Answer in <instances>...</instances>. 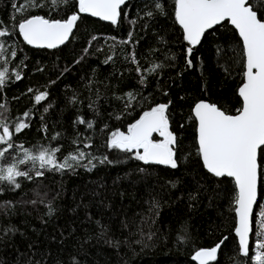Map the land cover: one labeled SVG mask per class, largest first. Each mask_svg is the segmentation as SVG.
<instances>
[{
  "label": "trees",
  "instance_id": "obj_1",
  "mask_svg": "<svg viewBox=\"0 0 264 264\" xmlns=\"http://www.w3.org/2000/svg\"><path fill=\"white\" fill-rule=\"evenodd\" d=\"M39 2L44 6L27 8L28 0H0V30L9 33L0 37L4 45L0 71H7L0 86V124L13 132L21 119L30 124L14 133L15 147L0 165L22 157L21 144L33 153L59 146L61 162L78 148L97 159L90 170L45 169L42 177L34 173L32 180L20 177V189L0 184V264H198L195 252L221 241L217 261L210 264H253L255 245L264 239L256 234L264 210V172L250 256L244 257L233 232L235 184L204 169L197 155L196 121L191 118L199 100L223 105L233 114L240 107L237 89L243 80L244 55L236 30L228 23L215 26L188 57L189 45L175 21L174 0H161L165 15L156 12L153 0H126L116 25L81 14L65 45L36 48L18 34L20 20L30 15L63 19L78 10L77 0L59 7L48 0ZM13 5L25 10L18 12ZM147 11L154 16H146ZM133 53L138 64L131 61ZM157 64L163 66L146 71ZM45 91L47 98L37 103L35 96ZM129 92L135 99L125 109ZM169 101L170 127L179 138L177 169L145 165L133 153L108 147L112 131L126 132L142 111ZM25 112L30 116L24 117ZM79 117L93 127L77 123ZM56 133L60 135L52 140ZM153 139L162 137L154 134ZM4 147L0 144V149ZM105 156L113 163L101 164ZM20 167L27 170L32 165ZM49 206L54 210L51 215Z\"/></svg>",
  "mask_w": 264,
  "mask_h": 264
},
{
  "label": "snow or ice",
  "instance_id": "obj_2",
  "mask_svg": "<svg viewBox=\"0 0 264 264\" xmlns=\"http://www.w3.org/2000/svg\"><path fill=\"white\" fill-rule=\"evenodd\" d=\"M48 3L59 7L67 5L69 0H48ZM125 4L126 0H77L75 7L78 10L66 15L63 19L46 18L45 15L26 16L17 23L18 34L23 37L24 42L33 47L56 49L65 45L73 36L77 22L81 20V14H88L116 25L122 16V5ZM43 6L39 0H28L26 7ZM13 7L18 12L25 10L16 5ZM153 7L159 14H166L161 0H153ZM145 15L153 17L154 12L147 11ZM174 16L182 29L183 40L189 45L186 50L188 57H191L193 49L201 43L206 32L225 23L234 26L243 42L245 61L244 79L238 89L240 107L236 108L233 114L223 105L218 106L214 102L199 100L192 108L191 118L196 121L197 155L203 167L212 176L232 178L235 183L237 192L234 197V211L238 218L235 234L239 238V253L249 257L251 251L249 234L253 231L254 205L261 207L257 199L258 181L264 172V163H262L264 161V0H174ZM6 35H9L7 29L0 30V37ZM129 39H131V33ZM3 50L4 45L0 44V51ZM84 51L87 53L88 49L85 48ZM12 55L15 56L16 53L12 52ZM111 59L112 57H108V60ZM131 61L138 64L134 53L131 55ZM186 63L189 67L192 66L190 58L186 59ZM162 66L157 64L146 71L152 73ZM140 71L137 67V72ZM6 76V70L0 71V86L5 84ZM16 79H21L19 73L16 74ZM143 81L144 78L141 77V82ZM126 95L128 102L125 104V109H129L132 107L135 95L131 92ZM47 96L46 91L40 92L35 96V101L39 103ZM170 104L171 101L158 103L142 111L139 118L128 125L126 132L119 129L112 131L108 147L133 153L134 158L145 165H165L171 169H177L180 161L177 154L179 138L170 127ZM45 111L48 109L45 108ZM23 116L29 117L30 112H25ZM120 118L116 116V119ZM77 123L87 124L88 128L93 127L92 122L82 117L78 118ZM29 126L28 122L21 119L14 125L13 132L6 124H0L2 129L0 144L6 145L0 149V159L4 158L9 150L14 149V133H21ZM44 130L46 131V126ZM154 134H158L162 139L154 140ZM59 135L60 133L53 135L52 140H56ZM19 147L23 149L22 157L14 158L13 162L6 165H0V184L7 182L13 186V190L21 188V183L18 182L20 177L32 180L33 173L35 177H42L44 175L42 170L45 169L63 171L77 166L95 167L92 160L97 159L78 148L75 153L65 156L61 162L57 157V153L61 151L59 146L41 148L36 153L24 148L22 144ZM85 147H91V144H86ZM85 159L88 160V164H81V161ZM30 162L31 168L21 169V165H27ZM99 162L113 163L107 156ZM2 192L3 189L0 188V193ZM35 202L32 201V203ZM156 207L158 208L159 205L157 204ZM53 211L49 206L48 214L51 215ZM260 218L261 230L256 234L264 237V210L260 212ZM152 235L150 233L148 239H151ZM183 239L178 237V241ZM141 242L137 241V243ZM223 242L211 248H200L195 252L193 260L198 264H210L217 261L218 250H222ZM255 247L256 252L252 258L255 259L256 264H264V239L256 243Z\"/></svg>",
  "mask_w": 264,
  "mask_h": 264
},
{
  "label": "water",
  "instance_id": "obj_3",
  "mask_svg": "<svg viewBox=\"0 0 264 264\" xmlns=\"http://www.w3.org/2000/svg\"><path fill=\"white\" fill-rule=\"evenodd\" d=\"M92 18H95V19H98V20H100L99 18H97V17H92ZM101 21H103V20H101ZM231 27H233L234 28V26H232L230 23H228ZM235 29V28H234ZM236 30V29H235ZM236 32H237V34H238V31L236 30ZM238 36H239V34H238ZM22 37V36H21ZM22 39H23V37H22ZM241 39V38H240ZM241 41H242V39H241ZM26 43V42H25ZM27 44V43H26ZM28 45V44H27ZM29 46H31V45H29ZM242 46H243V42H242ZM31 47H33V46H31ZM244 61H245V58H244ZM244 79V78H243ZM242 82H243V80H242ZM242 84V83H241ZM241 84H240V86H241ZM239 86V87H240ZM239 87H238V89H239ZM238 89H237V94H238ZM209 102V101H208ZM194 106V105H193ZM193 108V107H192ZM196 136H197V131H196ZM202 162V161H201ZM203 165V164H202ZM205 169V168H204ZM206 170V169H205ZM232 179V178H231ZM234 182V181H233ZM235 184V183H234ZM258 186H259V181H258ZM236 188V187H235ZM236 192H237V189H236ZM257 199H258V188H257ZM254 208H255V205H254ZM237 223H238V218L236 217V214H235V227L237 226ZM235 227H234V235H235V237H236V239H237V242H238V237L236 236V234H235ZM251 233L252 232H250V234H249V242H250V237H251ZM242 255V254H241ZM197 262V261H196ZM198 263V262H197Z\"/></svg>",
  "mask_w": 264,
  "mask_h": 264
},
{
  "label": "rangeland",
  "instance_id": "obj_4",
  "mask_svg": "<svg viewBox=\"0 0 264 264\" xmlns=\"http://www.w3.org/2000/svg\"><path fill=\"white\" fill-rule=\"evenodd\" d=\"M254 255H255V253L253 254V256H252V257H254ZM253 264H256V261H255V259H253Z\"/></svg>",
  "mask_w": 264,
  "mask_h": 264
}]
</instances>
